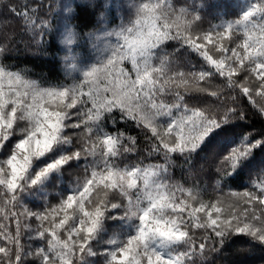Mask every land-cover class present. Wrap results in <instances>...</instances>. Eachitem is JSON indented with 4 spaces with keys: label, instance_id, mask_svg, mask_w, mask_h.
I'll use <instances>...</instances> for the list:
<instances>
[{
    "label": "snow or ice",
    "instance_id": "snow-or-ice-1",
    "mask_svg": "<svg viewBox=\"0 0 264 264\" xmlns=\"http://www.w3.org/2000/svg\"><path fill=\"white\" fill-rule=\"evenodd\" d=\"M0 264H264V0H0Z\"/></svg>",
    "mask_w": 264,
    "mask_h": 264
}]
</instances>
